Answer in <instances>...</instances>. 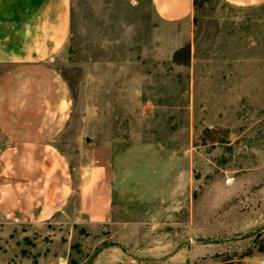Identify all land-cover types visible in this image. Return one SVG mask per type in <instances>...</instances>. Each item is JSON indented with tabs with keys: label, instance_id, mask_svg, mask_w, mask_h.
Wrapping results in <instances>:
<instances>
[{
	"label": "rangeland",
	"instance_id": "rangeland-1",
	"mask_svg": "<svg viewBox=\"0 0 264 264\" xmlns=\"http://www.w3.org/2000/svg\"><path fill=\"white\" fill-rule=\"evenodd\" d=\"M48 65L70 95L54 144L72 191L48 219L0 213V264L264 261V2L167 21L152 0H72Z\"/></svg>",
	"mask_w": 264,
	"mask_h": 264
},
{
	"label": "crops",
	"instance_id": "crops-1",
	"mask_svg": "<svg viewBox=\"0 0 264 264\" xmlns=\"http://www.w3.org/2000/svg\"><path fill=\"white\" fill-rule=\"evenodd\" d=\"M152 2L163 20L193 18L194 0ZM71 12L72 0H0V213L14 221L50 218L72 191L70 166L54 144L69 119L70 95L48 65L66 45ZM112 196L92 202V219L108 215Z\"/></svg>",
	"mask_w": 264,
	"mask_h": 264
},
{
	"label": "built area",
	"instance_id": "built-area-1",
	"mask_svg": "<svg viewBox=\"0 0 264 264\" xmlns=\"http://www.w3.org/2000/svg\"><path fill=\"white\" fill-rule=\"evenodd\" d=\"M258 264H264V261L263 260H261V261H259V263Z\"/></svg>",
	"mask_w": 264,
	"mask_h": 264
}]
</instances>
